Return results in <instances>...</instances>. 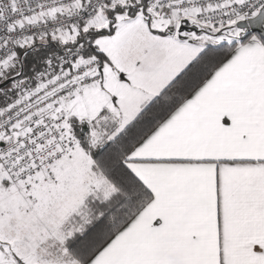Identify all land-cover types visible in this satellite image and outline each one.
<instances>
[{"label":"snow or ice","instance_id":"obj_1","mask_svg":"<svg viewBox=\"0 0 264 264\" xmlns=\"http://www.w3.org/2000/svg\"><path fill=\"white\" fill-rule=\"evenodd\" d=\"M0 264H264V0H0Z\"/></svg>","mask_w":264,"mask_h":264}]
</instances>
